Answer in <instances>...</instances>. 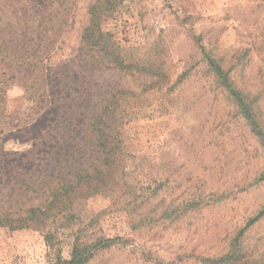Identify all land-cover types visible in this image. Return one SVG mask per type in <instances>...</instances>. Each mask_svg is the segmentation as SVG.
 <instances>
[{"label":"rangeland","instance_id":"374dc122","mask_svg":"<svg viewBox=\"0 0 264 264\" xmlns=\"http://www.w3.org/2000/svg\"><path fill=\"white\" fill-rule=\"evenodd\" d=\"M97 3L103 59L83 51ZM81 173L101 190L37 227L0 226V264L77 248L84 264H264V0H0V217L45 209Z\"/></svg>","mask_w":264,"mask_h":264},{"label":"trees","instance_id":"16d2710c","mask_svg":"<svg viewBox=\"0 0 264 264\" xmlns=\"http://www.w3.org/2000/svg\"><path fill=\"white\" fill-rule=\"evenodd\" d=\"M101 4L97 3L91 9V23L89 27H87L84 31L82 41H83V51L88 55L95 57L94 54L97 52L100 53V58L107 54V50L110 47V42L107 37V33L100 27L101 16L105 10L100 7ZM110 9V8H109ZM108 9V10H109ZM110 49V48H109ZM205 57L208 60V63L215 73L217 79L221 82L224 88L230 93L232 98L238 104L239 108L243 112L246 119L250 122V124L254 127V132L260 136L263 135V131L260 128L255 115L253 114V110L250 104L246 101V97L243 95L241 91H238L231 81L228 72H226L223 67L212 57H210L205 49H203ZM86 54V55H87ZM87 55V56H88ZM116 66H121L119 57H115ZM103 124V118L97 119L92 124V140L93 142L98 143L99 152L104 156V163L108 166L112 164L113 159V151L114 147L111 148L110 144H108L109 140H114L112 136L106 131L104 127H101ZM98 169V168H97ZM100 170H98L99 172ZM95 172V171H94ZM79 180H64L63 183L57 188L54 189V192L51 193L50 197L52 198L48 204H46V208L42 209L40 207L31 208L28 211V215L26 217L17 218V219H9L5 221L3 217H0V226L7 225L12 230L24 229V228H32L37 227L39 225L44 224L45 220L51 216L53 212L58 214L63 213L65 211H69L71 206L73 205L74 200L78 198H84L90 196V191H100L97 184H92L93 180H96L92 175L87 174L83 175V173L75 176ZM102 177V176H101ZM100 177V179H101ZM85 191V192H84ZM264 215V210L260 212L258 217H256L253 222L258 220L260 216ZM110 241L104 242L108 244ZM100 244L95 246V249L99 247ZM88 252L80 249H75L72 255V258L69 261L59 260L58 264H84L88 261L89 255ZM235 254H229L224 256L223 258L218 260V264H227L229 260L233 259L232 257Z\"/></svg>","mask_w":264,"mask_h":264}]
</instances>
